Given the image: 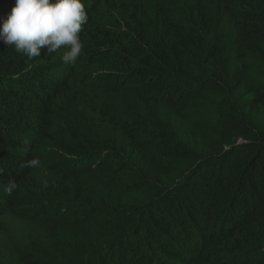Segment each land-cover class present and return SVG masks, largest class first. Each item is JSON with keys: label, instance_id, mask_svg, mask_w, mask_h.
Returning <instances> with one entry per match:
<instances>
[{"label": "trees", "instance_id": "16d2710c", "mask_svg": "<svg viewBox=\"0 0 264 264\" xmlns=\"http://www.w3.org/2000/svg\"><path fill=\"white\" fill-rule=\"evenodd\" d=\"M85 6L88 81L0 40V264H264V0ZM88 95L113 133L70 120Z\"/></svg>", "mask_w": 264, "mask_h": 264}, {"label": "clouds", "instance_id": "9594fccd", "mask_svg": "<svg viewBox=\"0 0 264 264\" xmlns=\"http://www.w3.org/2000/svg\"><path fill=\"white\" fill-rule=\"evenodd\" d=\"M88 20L85 0H15L0 26V40L30 59L40 57L43 48L47 56L64 48L62 62L74 65L84 50L80 33Z\"/></svg>", "mask_w": 264, "mask_h": 264}, {"label": "rangeland", "instance_id": "374dc122", "mask_svg": "<svg viewBox=\"0 0 264 264\" xmlns=\"http://www.w3.org/2000/svg\"><path fill=\"white\" fill-rule=\"evenodd\" d=\"M224 38L226 40V46L230 45V33L228 30L224 31ZM65 51V50H64ZM64 51L59 53L57 56L61 59ZM62 60V59H61ZM63 65H66L62 62ZM90 63L88 62L85 64L83 60L79 57L77 62L73 65L75 71H79V76L84 77L86 79L84 81H88L91 79L93 73L97 72L93 66H89ZM68 65H66L67 67ZM79 77V78H80ZM77 84L82 85L83 87H87L83 82L78 80ZM91 88V86L89 85ZM233 104H238V106H234ZM222 107L226 108V110L232 111L234 114L238 113L239 117L244 120L243 122H250L255 119V116L249 114L245 109H247L243 102L241 103H233L230 101L222 102ZM127 107L123 104L120 100H118L115 96H107V95H100L99 99L97 100L96 96L88 95V101L81 100L80 103L77 105L76 112L69 111L68 116L71 118L72 122L77 123L80 127L86 128L92 133L97 135H104V134H111L114 131L113 126L110 124L109 118L110 114L114 112H119L125 114ZM162 115L169 117L168 113L163 110ZM211 120L214 122V117L211 115ZM172 122L175 123V119L172 118ZM264 122V121H262ZM176 129V128H174ZM118 139V135L116 137ZM55 156V151L50 150V153H47L43 160L45 162L50 161ZM44 168V166H43ZM43 168L39 171L42 172ZM96 185L100 187L99 183L94 180ZM90 187L93 189V182H89ZM29 214L32 213V210L28 211ZM65 228H68L64 225ZM63 226H59L58 228H64Z\"/></svg>", "mask_w": 264, "mask_h": 264}]
</instances>
